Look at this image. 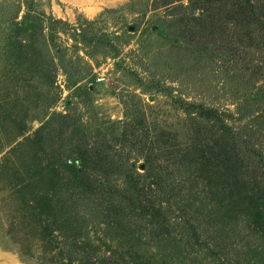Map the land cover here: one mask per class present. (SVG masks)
Here are the masks:
<instances>
[{
	"label": "rangeland",
	"instance_id": "obj_1",
	"mask_svg": "<svg viewBox=\"0 0 264 264\" xmlns=\"http://www.w3.org/2000/svg\"><path fill=\"white\" fill-rule=\"evenodd\" d=\"M166 1L0 0V264H264V233L217 185L223 170L196 171L197 145L181 164L191 125L221 126L193 120L208 108L246 135L258 189L264 29L248 17L264 0L244 20L232 0L202 14ZM111 149L135 177L153 161L159 186L141 195L165 201L158 215L106 202Z\"/></svg>",
	"mask_w": 264,
	"mask_h": 264
},
{
	"label": "trees",
	"instance_id": "obj_2",
	"mask_svg": "<svg viewBox=\"0 0 264 264\" xmlns=\"http://www.w3.org/2000/svg\"><path fill=\"white\" fill-rule=\"evenodd\" d=\"M175 1L181 2L182 0L161 2V5H168ZM214 1L215 0H188V4L185 8L191 13L198 11L199 14H202L208 9L207 6ZM232 1H234L233 8L237 6L232 12L243 14L244 17L242 20L248 17L250 11L254 8L252 0ZM181 6L182 3L175 6L172 5L171 10L173 11ZM248 19L249 25L261 24L264 29V9L263 13L258 17H248ZM235 20L238 19L235 18ZM195 119H204L208 122L215 120L220 123L221 126L216 129L209 128L205 130L199 126V121H196L195 126L191 125L187 130V140H189L188 147H184L181 150V164L185 166L190 147L192 146L194 148L195 145H197L198 148L196 147L192 150L193 159H195L194 169L201 172V170L206 167L207 173H210L211 176L212 174L213 176H218L217 171L223 170L220 174L221 180L217 185L220 186L222 191H225L230 186V189L233 190V193L230 195L231 198L234 197L232 200L233 203L243 202L249 205V209H246V211L249 218H251V222L259 229L260 233H264V190L261 191V185L264 184V175L259 179H252L253 181L251 183L248 182L258 187L257 190H255L254 187L250 190L246 184V177L244 176L241 166L240 152L243 151L244 148H248L246 135L236 128L226 126L220 114L208 108L207 110L204 109V111L196 117H193L194 121ZM199 149L202 150L199 151ZM108 154L107 157H110L108 160L110 163L105 164L103 167L100 166L101 172L96 179L98 186L107 192L108 199L106 202L111 206L115 205L120 209H125L132 204V199L135 202L137 201V207L145 211L142 212L143 214H146L150 218L151 216L155 217L156 214L158 215L165 201L160 200L161 202L155 203V206H153L150 195L146 197L145 195H141L145 189L144 187H146L147 190H151L152 186L155 185L157 188L158 182L152 181L155 170L153 161L149 159L138 165V167H142L143 171H136L135 177L132 175L135 169L133 167V161H128L127 157H122L118 150L111 149ZM72 159L80 164V169H84L87 163L90 162L86 150L78 153L75 157H72ZM229 172L232 173L231 178H229ZM207 184L211 185L212 182L207 181ZM154 190L155 189H153V191ZM150 208L151 211L155 212L148 213Z\"/></svg>",
	"mask_w": 264,
	"mask_h": 264
}]
</instances>
